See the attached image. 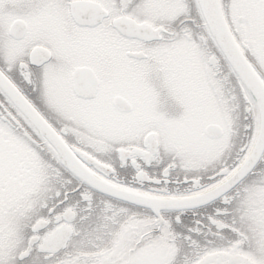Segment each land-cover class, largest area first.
I'll return each instance as SVG.
<instances>
[{
  "label": "snow or ice",
  "instance_id": "1",
  "mask_svg": "<svg viewBox=\"0 0 264 264\" xmlns=\"http://www.w3.org/2000/svg\"><path fill=\"white\" fill-rule=\"evenodd\" d=\"M0 264H264V0H0Z\"/></svg>",
  "mask_w": 264,
  "mask_h": 264
}]
</instances>
